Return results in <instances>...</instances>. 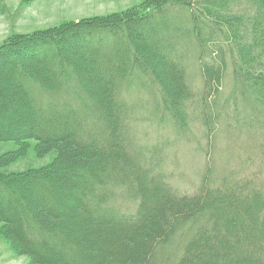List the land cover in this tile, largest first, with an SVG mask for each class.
Masks as SVG:
<instances>
[{
    "label": "trees",
    "instance_id": "obj_1",
    "mask_svg": "<svg viewBox=\"0 0 264 264\" xmlns=\"http://www.w3.org/2000/svg\"><path fill=\"white\" fill-rule=\"evenodd\" d=\"M190 58L203 84L194 117ZM225 84L264 162V0H144L11 34L0 44V142L19 147L0 156V237L31 264H264V174L206 173L186 194L127 137L123 90L150 92L176 128L196 118L211 131ZM32 146L54 160L4 170Z\"/></svg>",
    "mask_w": 264,
    "mask_h": 264
},
{
    "label": "rangeland",
    "instance_id": "obj_2",
    "mask_svg": "<svg viewBox=\"0 0 264 264\" xmlns=\"http://www.w3.org/2000/svg\"><path fill=\"white\" fill-rule=\"evenodd\" d=\"M143 1L32 0L25 3L24 0H0V44L13 33H29L64 21L122 12L141 5ZM233 8L240 12L244 11L246 6L237 5ZM181 17L185 21L183 16H179ZM186 26L192 27V23H187ZM206 33V38L215 39L210 31L207 30ZM209 43L213 42L209 41ZM209 50H212V46ZM190 55L192 56V53ZM199 70V63L194 58H190L189 82L196 93V98L189 108L193 117L198 113L199 104L196 101L203 87L202 74ZM231 90L232 85L225 84L220 95L215 92L219 105L216 107L212 102L207 111L211 116V131L196 118L190 119L188 129L176 128L170 120L161 121L155 114L156 102L150 92L146 93L140 87L123 90V96L128 98L126 100L130 104L128 107L130 115L129 118H125V122L130 127L127 137L132 140L131 150L139 156V159L140 153L143 152L142 164L146 168L153 172L158 170L165 172L172 185L186 194H193L199 189L202 177L206 173L210 174L213 180L222 178L221 175L233 179L251 176L258 172L264 174L261 140L252 138L245 123L242 128L237 125V117L244 116L243 113L240 114L242 109L238 108L236 112L232 100L225 102ZM219 111L221 116L218 120L215 116ZM18 147L19 144L16 141L0 142V156L15 151ZM55 155L54 150L43 156L38 155L35 147L32 146L26 155L5 167L4 170L19 172L32 168L38 169L51 163ZM149 157L151 160L147 161ZM209 171L213 173V176ZM113 200L124 209L134 208L131 201L121 199L119 195H114ZM0 264L31 263L27 256L16 254L10 243L0 237Z\"/></svg>",
    "mask_w": 264,
    "mask_h": 264
}]
</instances>
